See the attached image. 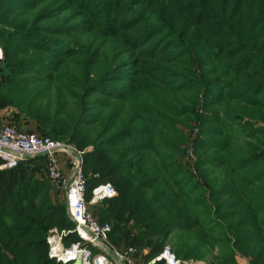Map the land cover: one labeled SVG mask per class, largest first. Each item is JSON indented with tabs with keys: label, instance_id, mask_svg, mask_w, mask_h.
I'll return each mask as SVG.
<instances>
[{
	"label": "trees",
	"instance_id": "16d2710c",
	"mask_svg": "<svg viewBox=\"0 0 264 264\" xmlns=\"http://www.w3.org/2000/svg\"><path fill=\"white\" fill-rule=\"evenodd\" d=\"M0 46V110L86 151L115 245L264 264V0H0ZM46 163L0 169V264H70L48 254L75 223Z\"/></svg>",
	"mask_w": 264,
	"mask_h": 264
},
{
	"label": "built area",
	"instance_id": "2783aa9c",
	"mask_svg": "<svg viewBox=\"0 0 264 264\" xmlns=\"http://www.w3.org/2000/svg\"><path fill=\"white\" fill-rule=\"evenodd\" d=\"M2 60L4 50L0 46V62ZM85 152L74 143L21 130L15 124H0V169L14 168L30 157L46 156V175L64 194L68 214L75 223L72 229L52 227L49 230V257L70 264L76 261L79 264H153L157 260H164L166 264L188 263L180 259L170 245L146 263L134 245L113 243L112 224L101 221L94 208L99 202L116 197L118 192L111 183H101L92 189L88 198ZM69 234H76L78 239L67 244Z\"/></svg>",
	"mask_w": 264,
	"mask_h": 264
},
{
	"label": "rangeland",
	"instance_id": "374dc122",
	"mask_svg": "<svg viewBox=\"0 0 264 264\" xmlns=\"http://www.w3.org/2000/svg\"><path fill=\"white\" fill-rule=\"evenodd\" d=\"M12 113H13V111H12L11 108L0 110V123H10L11 121L9 120V117L11 116ZM10 124H12V123H10ZM62 158H64V157H62ZM37 166H39V167H38L37 172H36V177L40 178L42 180H48L50 182L53 190L55 191V193L57 195V198L60 199L61 201L64 200V194L53 185V183L50 180V178L46 175V168H45L46 166L45 165L43 166L42 164L41 165L38 164ZM104 201H106V200H104ZM104 201H101L98 204H96L98 207L96 205H95V208L93 207L94 208V213H95L96 216L99 215L97 209L104 204ZM166 245H170L172 247L173 244L171 242H168ZM180 259H182V258H180ZM182 260L183 261H190V260H185V259H182ZM202 262L203 261L196 262V263L202 264ZM241 264H247V260L244 259V258L241 259Z\"/></svg>",
	"mask_w": 264,
	"mask_h": 264
},
{
	"label": "water",
	"instance_id": "95a60500",
	"mask_svg": "<svg viewBox=\"0 0 264 264\" xmlns=\"http://www.w3.org/2000/svg\"><path fill=\"white\" fill-rule=\"evenodd\" d=\"M74 264H79V262H78V261H76V262H74Z\"/></svg>",
	"mask_w": 264,
	"mask_h": 264
},
{
	"label": "crops",
	"instance_id": "0c3cea01",
	"mask_svg": "<svg viewBox=\"0 0 264 264\" xmlns=\"http://www.w3.org/2000/svg\"><path fill=\"white\" fill-rule=\"evenodd\" d=\"M98 207V206H97Z\"/></svg>",
	"mask_w": 264,
	"mask_h": 264
}]
</instances>
